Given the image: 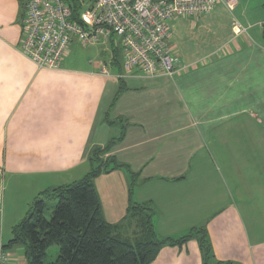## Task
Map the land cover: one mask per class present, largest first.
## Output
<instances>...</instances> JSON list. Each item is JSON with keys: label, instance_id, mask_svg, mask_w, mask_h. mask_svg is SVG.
Segmentation results:
<instances>
[{"label": "crops", "instance_id": "obj_1", "mask_svg": "<svg viewBox=\"0 0 264 264\" xmlns=\"http://www.w3.org/2000/svg\"><path fill=\"white\" fill-rule=\"evenodd\" d=\"M24 4L0 0V179L19 196L17 211L78 181L91 149L122 134L106 155L130 172L93 180L115 235L133 236L134 202L151 208L159 238L205 225L214 260L264 264V217L254 214L264 215V20L253 13L263 2L237 0L235 17L221 5L195 21L180 17L169 45L184 69L171 77L125 71L119 48L112 62L116 46L81 44L89 51L81 54L71 45L58 68H39L19 48ZM209 153L218 154L222 185L211 190ZM211 203L214 212L202 214ZM149 264H202L198 242L165 244Z\"/></svg>", "mask_w": 264, "mask_h": 264}, {"label": "built area", "instance_id": "obj_2", "mask_svg": "<svg viewBox=\"0 0 264 264\" xmlns=\"http://www.w3.org/2000/svg\"><path fill=\"white\" fill-rule=\"evenodd\" d=\"M237 0H25L19 48L39 68H58L74 41L116 46L125 71L171 77L184 69L171 50L169 21L200 17ZM76 16L74 17V15ZM232 28L244 31L232 20ZM236 28V29H235ZM0 246V264H13Z\"/></svg>", "mask_w": 264, "mask_h": 264}, {"label": "trees", "instance_id": "obj_3", "mask_svg": "<svg viewBox=\"0 0 264 264\" xmlns=\"http://www.w3.org/2000/svg\"><path fill=\"white\" fill-rule=\"evenodd\" d=\"M112 48V62L118 64V48ZM121 135L112 137L103 147L91 149L89 169L78 181L39 193L2 248L8 251L21 247L26 264H149L161 246L181 245L195 238L202 264H234L214 260L205 225L194 226L178 238H159L148 205L130 202L126 220L134 224L133 236L120 238L114 234L116 225L105 221L93 180L113 169L129 171L127 166L106 155ZM49 200L55 204L46 218L44 210ZM54 244L58 246L56 258L44 263L47 249Z\"/></svg>", "mask_w": 264, "mask_h": 264}, {"label": "rangeland", "instance_id": "obj_4", "mask_svg": "<svg viewBox=\"0 0 264 264\" xmlns=\"http://www.w3.org/2000/svg\"><path fill=\"white\" fill-rule=\"evenodd\" d=\"M264 4V0H261ZM222 6V5H221ZM256 11V13L254 14V18H261L264 20V7L262 8V6H260L259 8L257 7L256 10L253 11V13ZM231 16H237L238 15V11L233 9L231 11ZM203 17V16H200ZM198 17H190V19H192V21H195L194 19H196ZM184 18H178V19H174L169 21V25H170V29H171V37L169 39L170 42H175V38H174V33H173V27H174V23H177L178 21L182 20ZM72 48H74L76 51H81V54H87L89 53L87 48H84V46H82L81 44H79L77 41H74L72 44ZM210 154V153H209ZM209 161L210 164L208 166V168L206 169V172H208L209 177L211 178V182L212 185H210V190L213 188H216V186H220L222 187V185L220 184V180L219 178H216V176L219 175L218 173V164H219V157L218 154L216 153H212L209 156ZM237 171V170H235ZM241 173L245 174L248 172L247 169H240L239 170ZM246 180H248V178L246 177ZM242 190L241 189H237L240 195V198H244L245 196H248V192H246V187L248 186V183H242ZM246 192V193H244ZM244 193V194H243ZM10 191L8 189L7 184L4 183L3 179H0V242L3 244H7L8 240L11 238L12 236V229L14 227V225H16L20 220H22V218L26 215L27 211H17L18 206L20 205L18 203V199L19 196L17 194H15L13 197L9 196ZM237 200V199H236ZM244 201H240V202H248L246 199H243ZM259 207L264 206V200L261 201H257ZM55 201L49 200L46 202V209L44 210L45 212V217L48 218L49 217V213L51 208L54 206ZM220 206V204H219ZM218 206V207H219ZM241 212L242 215L244 217V220L246 221V226L248 227L249 230V218H248V211H249V207H247V205L241 203ZM215 206H212V203L210 204V207L207 208V211H202V214H204V212H211L212 208H214ZM217 207V208H218ZM208 212V213H209ZM214 212V211H212ZM252 212V211H251ZM258 215V217L263 216L261 211H254V214ZM206 214V213H205ZM210 217V215L208 217H206V219H204L203 222H206L205 220H207ZM254 218H256V215L254 216ZM202 219V220H203ZM264 219V218H263ZM262 235H264V233H262ZM58 252V246L56 244L50 246L47 251H46V257L44 259V263H49L51 261H53L56 258ZM10 254H12V263L13 264H24L25 260H24V256H23V252L21 250L20 247H13L12 249H10L9 251Z\"/></svg>", "mask_w": 264, "mask_h": 264}, {"label": "water", "instance_id": "obj_5", "mask_svg": "<svg viewBox=\"0 0 264 264\" xmlns=\"http://www.w3.org/2000/svg\"><path fill=\"white\" fill-rule=\"evenodd\" d=\"M262 39L264 41V23H262Z\"/></svg>", "mask_w": 264, "mask_h": 264}]
</instances>
